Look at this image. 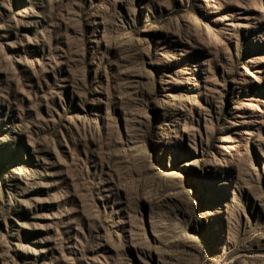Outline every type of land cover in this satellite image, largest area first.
Segmentation results:
<instances>
[{"label":"rangeland","instance_id":"374dc122","mask_svg":"<svg viewBox=\"0 0 264 264\" xmlns=\"http://www.w3.org/2000/svg\"><path fill=\"white\" fill-rule=\"evenodd\" d=\"M0 264H264V0H0Z\"/></svg>","mask_w":264,"mask_h":264}]
</instances>
